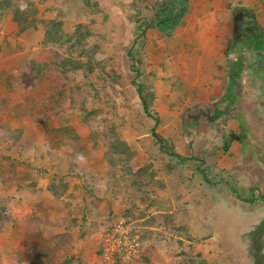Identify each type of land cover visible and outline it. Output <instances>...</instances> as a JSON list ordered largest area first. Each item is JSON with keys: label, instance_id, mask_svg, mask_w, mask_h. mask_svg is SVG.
<instances>
[{"label": "rangeland", "instance_id": "rangeland-1", "mask_svg": "<svg viewBox=\"0 0 264 264\" xmlns=\"http://www.w3.org/2000/svg\"><path fill=\"white\" fill-rule=\"evenodd\" d=\"M97 2H101L102 10L116 2L120 13L129 14L122 17L123 24L126 20L130 23L128 31L106 36L92 20L73 24L65 20L66 15L48 18L45 15L56 10L50 0H0V69L8 75H3L2 85L5 88L16 87L18 83L29 85L28 90L39 93L38 102L34 97L24 98V102L43 110L39 114L43 124L39 126L44 142L35 145L37 150L29 148L35 144L33 129L17 137V140L23 137L24 142L31 140L26 142L25 151H33V159L20 161L18 156L9 159L0 156L1 168L14 163L11 176L17 178V185L23 182L24 186L34 179V174L41 176V188L46 185L43 195H48L49 200L45 196L35 202L41 208V220L37 222L42 229L34 225L26 235L39 231L48 239L54 233L63 234L56 250L61 254L57 264H143L144 252L151 255L153 264H192L190 259L193 264H264V167L255 162L252 154L257 150L256 158L264 159L262 150H258L264 147V49L251 50L247 41H243L245 38L240 39L231 57L239 56L241 60L240 78L249 98L241 108L230 109V106V116L220 114L218 117L216 110H201L195 106L200 103L186 102L181 65L170 67V73L159 71L156 75V70L168 67L170 55L163 48L174 36L175 28H183L186 13L170 33L164 34L154 23L149 24L155 17L156 0ZM242 8L236 5L232 20L238 12L251 16ZM254 21L256 30L264 31L263 21L257 17ZM38 22L44 29L41 48H48L42 55L44 60L34 62L29 58L27 63H22V54L11 53L14 49L18 52L34 46ZM47 29L50 32L47 33ZM107 42H113L112 47L116 49L112 52L107 49ZM157 51L161 61L156 62L151 55H156ZM227 63L226 56V71ZM23 64L28 66L27 70L21 68ZM154 64L159 69L155 70ZM13 82H17L15 86L11 85ZM136 84L141 86L151 116L143 109ZM168 90L174 95L170 97V105L165 100L161 104L157 94ZM6 103L2 97L0 107ZM18 107L14 109L17 111ZM234 111L243 120V128H238L235 138H230L227 122L233 119ZM30 115L35 116L36 112ZM51 123L56 127L69 124L77 138H61L51 131L48 136L43 126ZM191 123L203 131L190 130ZM169 124L173 128L169 130L181 135L178 138L184 148H188L182 150L184 157L189 158L184 163L162 152L161 142L155 136L159 134L175 150L174 142L163 137L168 133ZM225 130L229 132L227 140L223 136ZM14 136V131L1 123L2 151L8 146L4 144L6 138ZM248 137L257 141L255 145H248L251 147L246 146L241 152L237 148L239 152L234 150L227 156L230 146L240 147L241 142L244 146L243 140ZM234 140L236 143L232 144ZM224 144L228 145L225 151ZM21 147H16L18 155ZM128 148L133 151L132 155ZM175 151L181 153L178 148ZM233 157L237 161H233ZM199 161L207 168L210 177L207 182L196 171ZM155 163L171 167L174 179L182 182L186 189L190 183H199V191L206 195L205 201H198L204 195L198 197L196 193L194 201L199 209L188 218L186 214L194 204L185 209L183 203H178L171 213L168 210L156 212L158 208L151 203L152 195L157 194L156 189L164 190L166 182L163 178L155 179L159 170L154 167ZM2 177L6 181L4 174L0 179ZM59 178L66 189L56 198L47 185H58ZM0 198L7 207L8 195ZM32 216L31 211L27 220L36 221ZM187 220L193 221L185 223ZM15 225L13 223V227ZM3 231L4 224L0 244L8 243L11 237ZM91 234L93 240H89ZM134 240L138 245L131 249ZM125 243L132 250L131 256ZM83 250H89L88 259L78 256ZM112 250L115 251L111 254ZM69 258L73 260L71 263H63Z\"/></svg>", "mask_w": 264, "mask_h": 264}, {"label": "crops", "instance_id": "crops-1", "mask_svg": "<svg viewBox=\"0 0 264 264\" xmlns=\"http://www.w3.org/2000/svg\"><path fill=\"white\" fill-rule=\"evenodd\" d=\"M99 0H50V4L54 3L56 10L54 12H48L46 17H54L62 18L61 16H65V20H71L74 23H86L94 22L95 25L100 27L101 31H104L106 36H109L112 33L117 32H126L128 31V27L130 26V23L126 20L124 21V24L122 22L123 16L129 17L130 15H126L123 13H120V10L116 8L117 4H113L112 2L109 3L111 7L109 9L105 8L102 10L101 8V2H97ZM188 1V8L186 12V16H184V25L182 24L183 28H175L174 30V36L172 35V39L166 44V48H163V50L167 51L170 55L167 63L168 67L164 70H156L159 69L156 64H154V68L156 70V75H158L159 71H164L170 73L172 67H177L178 65L182 66V73H183V80L185 82L182 83L183 89L185 90V98H187L186 102L193 103H200L199 109L204 110H216V113H222L220 116L229 115V107L237 108V103L239 105V108L242 107L244 102L249 98L247 92L245 91V88L243 87V80H240V88L238 89L239 96L237 97V100L233 102V105H231L228 100L225 98L226 89L228 86V75L227 71L224 68V62L226 60V56L228 57V60H237L239 56H233L234 53L233 50H228V46L230 42H232L233 38V23L234 20H232V11L235 9L236 5H242L243 10L249 11L250 13H254V17H257L259 20L263 21L264 25V0H187ZM245 5V6H244ZM128 6V5H127ZM97 9L92 10L91 9ZM247 8H249L247 10ZM95 12V13H93ZM93 13V14H92ZM244 16L243 13H241V17ZM105 17V19H104ZM245 18V17H244ZM99 21V24H96V22ZM237 21V20H236ZM67 22V21H65ZM104 24V25H103ZM241 25L244 24L243 22L240 23ZM36 36H34V46H30L29 48H24L23 50H20L17 52V49H14L11 54H22L21 62L27 63L32 58L34 62H39L41 60H44L42 55L45 53L44 51L48 48H41V40L43 38V32L44 29L41 28L40 23L38 22ZM93 25V24H92ZM90 25L89 27H91ZM39 28V29H38ZM34 31V30H33ZM35 32V31H34ZM242 38V37H241ZM240 41V40H239ZM238 41V42H239ZM238 42L235 43L236 49H238ZM249 44V43H248ZM40 45V46H39ZM114 45L113 42H107L105 44V47L107 49H110L112 52ZM127 48V47H124ZM121 47V49H124ZM109 51V52H110ZM36 55L40 59H36L33 55ZM110 52V53H111ZM230 55V56H229ZM145 57V55L143 54ZM153 56V59L156 58L157 61H161L160 55L158 51L156 52V55ZM24 70H27L28 66H24V64L21 67ZM227 69V68H226ZM176 70V69H175ZM23 71L21 70L20 74L18 76L23 77V74H21ZM6 74V73H5ZM4 71L2 73V70L0 69V101L1 98L4 97V99L7 100V103L5 106L0 107V129H1V123L2 125L10 130H21L20 134L25 135L26 130H30L29 128L33 129V131L36 134V139L34 141L35 144H33L32 150H37L35 145H41L44 140L41 139V128L43 121L39 118L40 112L43 110L40 109H34L32 106H27L26 102H24V98H30L34 97L35 102H38V99L36 96L39 94L38 92H33L32 90H28L29 85L27 84H19L13 82V85L16 87H10L5 88L4 85H2V79H4L3 75ZM8 75L6 74V77ZM10 80L11 78L8 77ZM8 80V81H9ZM160 83H158L159 85ZM157 89V88H156ZM170 90L163 93H158V100H160V103H163V100L168 102L167 105H170V97L174 96L170 94ZM168 94V97L165 95ZM157 97V96H156ZM25 99V100H26ZM23 103V104H22ZM236 103V104H235ZM16 106H19L17 111L14 109ZM224 107V109L222 108ZM219 109V110H218ZM239 110V109H238ZM237 110V111H238ZM165 111H168L165 110ZM36 112V117L32 116L30 114ZM173 113H177L176 110L172 111ZM235 111L231 115L233 119H229L227 122L228 127L230 128L229 131H231V137L235 138V135L237 133V130L242 129V119L239 116H236ZM35 118L36 121L34 123L32 122ZM246 120L250 124L251 121H249L247 118ZM164 121H167L164 119ZM179 121L177 120L176 123ZM239 122V123H238ZM260 124V123H259ZM40 125V126H39ZM253 126V124H251ZM48 127H56L57 125L51 123V125H47ZM166 126V125H165ZM178 128V127H176ZM23 129V130H22ZM168 133L167 135H163V137H166L167 139H171L174 142V148H178L181 153H178L182 156H186V154L182 153V150L188 149L184 148L181 141L178 137H182L178 134H173L172 131L169 129L172 128V124H169L168 127ZM44 130V126H43ZM23 132V133H22ZM240 133V132H239ZM202 134V133H201ZM233 134V136H232ZM23 138V137H22ZM22 138L13 137H7L8 139L4 144L8 145L6 150L0 149V156H3L4 158H12L14 156H18L20 161H26V160H32L33 159V151H25L26 146H28V143L31 141H26ZM185 139V138H184ZM249 140L252 139L251 137L248 138ZM29 140V139H28ZM43 141V142H42ZM37 142V144H36ZM1 143V142H0ZM236 143L235 140L232 141V144ZM17 145H21L22 152L19 153L17 151ZM230 149L226 153L227 156L230 157L231 152L234 150L239 149V151H242V146L237 147L236 145H232L229 147ZM238 148V149H237ZM20 150V148H19ZM185 151V150H184ZM238 151V152H239ZM29 154H31L29 156ZM41 155V154H40ZM30 157V159L28 158ZM234 158V157H233ZM223 161L226 159V157H222ZM39 159L36 157L35 162H37ZM1 161V160H0ZM215 161V160H214ZM233 161H237V159H233ZM3 163V162H2ZM160 164L154 165L156 169L158 170L157 175L155 176V179L163 178L164 182H166V187L164 190H158L156 189L157 194L152 195V204L155 205V208H158V211L156 212H163L162 210H168L169 213L172 212V209L175 210V207L178 205V203H183V205L186 207H189V205L194 204V208L192 207L193 211L191 209L190 212L186 214V217L188 218L189 214L195 212V210L199 209V205H197V202L194 201V197L197 193V196L204 195V198L198 199V201H205V193H201L199 191L200 186L199 183L196 184H189L188 189H186L185 185L182 182L176 181L174 179V172H172L171 167L170 169L166 166H159ZM234 165V162H233ZM216 172L218 171V168L214 169ZM28 171V170H27ZM30 172V171H29ZM41 174V173H39ZM33 181L35 182V186L33 187L24 185L23 187H20L19 184L17 185L16 182L9 181V178L5 179L7 182H9L8 185H2L0 182V197L3 195H8V198H6V203L8 207V221L4 223V231L6 230L8 234H10V238H8V243L5 241L2 244H0V248H8L6 250L1 249L0 250V264H30L28 261H25L23 259L24 252L26 250V247H24V241H26L29 238V235L27 236L26 233L30 231L31 227L36 225L38 229H42V225L38 223L37 221H33L31 219L27 220L31 213V205L38 201L40 198L45 197L46 195H43L44 189H46V185L42 186V178L38 174H34ZM2 180V179H0ZM32 181V180H31ZM218 183V181L216 182ZM48 184V183H47ZM187 184V183H185ZM196 185V186H195ZM199 186L197 189L196 187ZM73 187V186H71ZM204 187V186H203ZM198 191V192H197ZM3 194V195H1ZM36 196H33V195ZM38 194V195H37ZM37 197V198H36ZM46 200H49V196L47 195ZM2 199V198H0ZM208 199V198H207ZM4 202L5 200L2 199ZM183 201V202H180ZM187 202V204H186ZM183 209V208H182ZM190 223L193 220H187ZM13 223H15V227H13ZM3 231V232H4ZM2 234V232H0ZM23 239H25L23 241ZM93 240L92 234L90 235V239ZM23 241V242H22ZM23 243V246H22ZM4 246V247H3ZM17 246V248L15 247ZM14 248L16 250H14ZM19 248V249H18ZM93 249V248H92ZM78 250H76V253ZM80 251V250H79ZM82 252V251H81ZM75 253V254H76ZM82 254V255H81ZM78 256L89 258L87 255L88 252H83ZM144 263L143 264H153L151 263L152 257L150 254L144 252ZM93 256H96L94 253ZM84 258V259H85Z\"/></svg>", "mask_w": 264, "mask_h": 264}, {"label": "trees", "instance_id": "trees-1", "mask_svg": "<svg viewBox=\"0 0 264 264\" xmlns=\"http://www.w3.org/2000/svg\"><path fill=\"white\" fill-rule=\"evenodd\" d=\"M156 1H157L156 2L157 5L154 10L155 17L151 20L149 24L154 23L156 27H158V29L164 34L170 33V31L174 28V26L181 22V19L187 12L188 1L187 0H156ZM243 19H244V24L241 25L240 23L243 22ZM51 23L54 24L55 22L52 21ZM256 28L258 27L255 24L254 15L252 13L250 17H246L244 15L241 17V19L234 22L233 23V38H232V42H230L228 46L227 51L232 50V49H235L233 51H236L237 50L235 48L236 45L234 44L237 43L241 39V37L245 38L243 39V41L246 40L247 43H249L248 44L249 49L256 50L258 47L264 49V31L262 30L258 32ZM46 32L47 33L50 32V29L49 30L47 29ZM78 65L80 64L78 63L77 66ZM240 67H241L240 58H238L237 60H228V63H227L228 86L226 89L225 98L228 100V102L231 105H233V102L236 101L237 97L239 96L238 89L240 88V79H241L240 78ZM136 86H137V91L139 93L140 100L143 105V109L148 116H151L152 114H151V111H149L148 109V103L145 100L144 96L141 94V86L139 84H136ZM7 88H9V86ZM236 105L237 107H239L238 103ZM222 113L217 112V116ZM224 115L225 114H223V116ZM153 117L156 121H158L156 116H153ZM218 117H216L215 119H217ZM200 122L202 124L206 123L205 121L204 122L200 121ZM188 128L197 133L199 131H203V129L200 128L195 123H191L188 126ZM203 128L205 130V126ZM13 131H14L16 138L20 136L19 130H13ZM44 131L47 135L49 134V131L54 132L55 135L60 136L61 138L62 137L67 138V136L70 138H74V137L75 139L77 138L74 134L72 127L69 124L63 125L60 127L44 126ZM228 135H229L228 131H226L223 135L226 140L228 138ZM155 136L157 137L158 141L161 142L160 148L162 152L168 154L171 157L176 158L179 163H184L185 161L189 159L187 157H184L178 154L170 145L167 144L166 140L162 138L159 134H156ZM248 138H244L243 140L244 142H246V145L244 144L243 146V142H241L242 143L241 146L243 150H245L247 147L248 148L251 147L248 145H255V143L257 142L253 139L249 140ZM223 149L224 151L227 150L228 145L224 144ZM258 150H262V153L264 154V147H261ZM256 151L257 150H254V152L252 153L254 154V157L256 160L255 162L257 163L259 162V165L264 167V159H260L259 157L256 158L257 157ZM128 153L129 155H132L133 151L128 148ZM4 159H9V158H4ZM202 163L203 162H200V161L197 162L195 165V168H196V171L199 173V175L203 177L204 181L207 182L208 180H210V177L208 176V173L206 172L207 168H204ZM11 171L14 172L13 162L10 163L7 168L0 167V175L4 174L5 177L7 176L9 178V181L12 180L13 182H16L15 179L17 178H14L13 176H11ZM22 173L24 174L26 172H22ZM7 177L5 179H7ZM31 180L30 181L27 180L28 182L25 183V185H28V186L32 185L34 187L36 184L33 180L32 181ZM61 180L62 178H59L58 185H54V184L47 185L48 190H50V192L56 198L59 197L61 193H64L66 189L65 184L64 185L60 184L62 183ZM0 182L2 185L9 184V182L4 181L3 177H2V180H0ZM20 185L23 186V182L20 183L19 186ZM57 186H59V188L61 189H59ZM2 202H3L2 199H0V230L2 229L3 224L6 221H8V217H9L8 209L6 206H4ZM31 211L33 213L32 219L36 221H40L41 216H39V213L41 212V208L39 207V204L33 203L31 205ZM72 222L76 223L75 220H72ZM62 236L63 234L61 233H54L50 237H48V239H46V238H43L42 233H40L39 231H36L35 233L30 234L29 238L26 241H24V247H26V250L24 252L23 259H26L30 264H57L59 262L61 254H58L56 250H58V246L61 242ZM50 240L52 241V243L50 242ZM72 261L73 260L69 258L68 260H64L63 263H67V262L71 263ZM190 261L193 264V259H190Z\"/></svg>", "mask_w": 264, "mask_h": 264}, {"label": "built area", "instance_id": "built-area-1", "mask_svg": "<svg viewBox=\"0 0 264 264\" xmlns=\"http://www.w3.org/2000/svg\"><path fill=\"white\" fill-rule=\"evenodd\" d=\"M120 243H121V241H120ZM119 245V244H118ZM125 245H127V250H129V256H131V249H134L137 245H138V243H136V241L134 240L131 244H130V247H131V249L129 248V245L127 244V243H125ZM113 251H115V250H112L111 251V254H112V252ZM117 251V250H116ZM135 254V253H134ZM111 264H113V263H111Z\"/></svg>", "mask_w": 264, "mask_h": 264}, {"label": "water", "instance_id": "water-1", "mask_svg": "<svg viewBox=\"0 0 264 264\" xmlns=\"http://www.w3.org/2000/svg\"><path fill=\"white\" fill-rule=\"evenodd\" d=\"M241 16V12H238L235 16L234 19L237 20Z\"/></svg>", "mask_w": 264, "mask_h": 264}]
</instances>
